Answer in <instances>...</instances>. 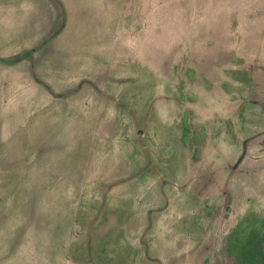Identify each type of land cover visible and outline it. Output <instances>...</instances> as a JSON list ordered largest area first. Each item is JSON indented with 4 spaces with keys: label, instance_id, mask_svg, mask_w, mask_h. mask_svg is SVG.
<instances>
[{
    "label": "rangeland",
    "instance_id": "obj_1",
    "mask_svg": "<svg viewBox=\"0 0 264 264\" xmlns=\"http://www.w3.org/2000/svg\"><path fill=\"white\" fill-rule=\"evenodd\" d=\"M251 213L264 0H0V264H224Z\"/></svg>",
    "mask_w": 264,
    "mask_h": 264
},
{
    "label": "trees",
    "instance_id": "obj_2",
    "mask_svg": "<svg viewBox=\"0 0 264 264\" xmlns=\"http://www.w3.org/2000/svg\"><path fill=\"white\" fill-rule=\"evenodd\" d=\"M184 128H188L186 116ZM187 131L182 137L187 142ZM224 264H264V218L247 214L229 233L224 248Z\"/></svg>",
    "mask_w": 264,
    "mask_h": 264
}]
</instances>
